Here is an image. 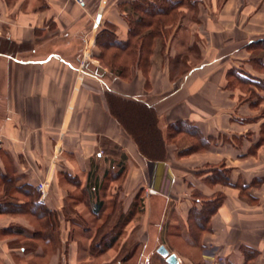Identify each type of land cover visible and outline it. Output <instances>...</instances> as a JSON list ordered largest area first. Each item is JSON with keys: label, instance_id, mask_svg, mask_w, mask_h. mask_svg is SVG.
<instances>
[{"label": "crops", "instance_id": "obj_1", "mask_svg": "<svg viewBox=\"0 0 264 264\" xmlns=\"http://www.w3.org/2000/svg\"><path fill=\"white\" fill-rule=\"evenodd\" d=\"M134 1L0 0V264H113L138 245L141 260L164 245L187 264L167 240L191 233L195 192L223 197L200 236L202 259L210 247L217 264H241L249 247L264 264V91L228 87L232 69L264 79V0L182 7L147 71L122 77L100 57L128 42L123 8ZM125 103L152 118L137 134ZM179 121L210 147L181 156L187 140L168 129ZM34 199L57 216L56 246L39 239ZM94 223L118 242L91 258Z\"/></svg>", "mask_w": 264, "mask_h": 264}, {"label": "trees", "instance_id": "obj_2", "mask_svg": "<svg viewBox=\"0 0 264 264\" xmlns=\"http://www.w3.org/2000/svg\"><path fill=\"white\" fill-rule=\"evenodd\" d=\"M185 6L190 9H195L197 3H195V0H137L124 6L123 17L129 26V39L128 42L124 44L119 42L114 43L112 47H109L107 51L102 53L100 59L104 66L122 77L129 75L132 66H137L147 71L150 65L149 58L153 54L154 44L158 40H161L163 44L165 43V40L168 39L167 37L171 34L172 28L182 17V12L180 10ZM170 26L171 28H169ZM109 54L111 55L109 56ZM252 62H261V65L264 67V62L262 61L258 60L256 62L254 60ZM228 82L229 88H235L236 85L245 86L246 84L253 85L255 83V81L243 77L237 69H232L229 72ZM260 88H262V85H260ZM124 109L129 110L130 120L133 121L132 123L139 129V126L143 125L142 121L139 120H146L145 115L149 116V121H152L150 114H147L145 108H140V106L134 103H125ZM119 110L121 111L120 108ZM168 129L169 140L182 136L187 140V147L181 148L179 152L181 156L206 150L211 145V139L203 136L202 133L188 121H179L170 125ZM193 198L195 206L191 209V217L189 219L191 233H183L180 235L181 239L176 243L171 240H167V243L171 249L181 254V256L185 254L178 250L179 246L192 250L193 253H191V255H185V258L189 261L188 264H209L202 259L204 246L200 241V236L211 231V219L222 204L223 197L220 195L207 197L195 192L193 193ZM32 205V212L36 216L38 213L42 219L39 239L47 245L56 246L58 243V223L56 214L41 206L38 199H34ZM16 209H19V206H13V210ZM104 234L105 223L97 230V236H100V240L92 243L89 251L91 258L102 255L107 248L115 246L116 242H118L116 234L112 240L106 243ZM176 245L179 246L177 247ZM138 246H134L131 250H123V252L117 256L113 264H140L141 254L138 251ZM257 255L258 252L256 250L244 247V259L241 264H255ZM165 263L169 264L166 260ZM226 264L232 263L227 261Z\"/></svg>", "mask_w": 264, "mask_h": 264}, {"label": "rangeland", "instance_id": "obj_3", "mask_svg": "<svg viewBox=\"0 0 264 264\" xmlns=\"http://www.w3.org/2000/svg\"><path fill=\"white\" fill-rule=\"evenodd\" d=\"M195 3H197V7L199 8V3H200V0H195ZM168 38V40H169V37H167ZM111 54H109V56H110ZM109 56H108V58H109ZM237 70H239V72L241 73V75L243 76V77H246V79H250V80H253V81H255V83L253 84V85H248V84H246L245 86H235L236 88H239V89H241L244 93H246L247 95H246V97H250V98H253L252 97V95H253V93H255V92H252L251 91V89L253 90L254 88H257L258 90L259 89H261L262 91H264V79H258V78H254V77H252V76H250L248 73H245L243 70H240V69H237ZM262 72H264V67H263V70H262ZM257 82H259V83H257ZM253 83V82H252ZM260 85H262V88H260ZM260 92V91H259ZM121 113V112H120ZM125 117V116H124ZM126 118V117H125ZM125 121V123H127V125H129L130 126V128L132 129V131H134L136 134H137V131H138V127L134 124V123H132L131 121H129L128 119H126V120H124ZM140 131H141V129H140ZM136 137H137V139H139V140H141L142 141V147H143V149H145V150H149L148 149V147H149V145H151L149 142H147V141H143V139L142 138H140L139 137V135H136ZM105 219V218H104ZM105 222V221H104ZM94 224H96V223H94ZM103 224H96V225H92L91 224V226H90V228L91 227H95V230H93L92 228L91 229H89L88 227H86V231H89V232H91V234L90 235H92V240H91V242H90V245H92V243L93 242H96V241H99L100 240V236H97V230H98V228L99 227H101ZM86 226V225H85ZM132 242V241H131ZM131 242H130V244H131ZM179 243V242H178ZM119 246H120V244H118L117 246H116V249H118L119 248ZM177 246V245H176ZM179 246V245H178ZM177 246V247H178ZM89 248H91V247H89ZM90 250V249H89ZM178 250H180L181 252H183L185 255H191V253H193V251L192 250H189L188 248H185V247H178ZM206 250V249H205ZM121 258V257H120ZM148 258H149V261H147L148 260ZM115 259H117V257L115 258ZM145 259V260H144ZM100 261V260H99ZM90 263L89 264H100V262L98 263V261L97 260H93V259H91V261H89ZM207 263H209L208 261H206ZM189 262H187V264H188ZM118 264V263H117ZM140 264H166L165 263V259L160 255H158V256H156V257H148V256H146L145 258H143V260H141V263ZM209 264H211V263H209ZM217 264V263H216Z\"/></svg>", "mask_w": 264, "mask_h": 264}, {"label": "built area", "instance_id": "obj_4", "mask_svg": "<svg viewBox=\"0 0 264 264\" xmlns=\"http://www.w3.org/2000/svg\"><path fill=\"white\" fill-rule=\"evenodd\" d=\"M73 1L78 5L84 4V0H73ZM36 188L37 191L39 192V201L41 203H45L49 192L48 184L46 182H41L37 184ZM204 256L209 263L215 264L217 262L218 252L215 249L209 247L206 248V250L204 251ZM219 261L220 264H223L221 260Z\"/></svg>", "mask_w": 264, "mask_h": 264}, {"label": "water", "instance_id": "obj_5", "mask_svg": "<svg viewBox=\"0 0 264 264\" xmlns=\"http://www.w3.org/2000/svg\"><path fill=\"white\" fill-rule=\"evenodd\" d=\"M159 255H161L169 264H179L180 260L178 256L171 253L164 245L158 249Z\"/></svg>", "mask_w": 264, "mask_h": 264}]
</instances>
